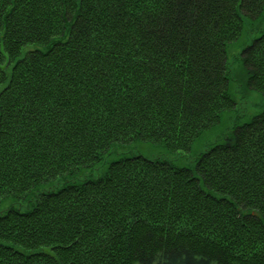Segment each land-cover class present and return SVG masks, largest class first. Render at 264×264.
<instances>
[{
	"label": "trees",
	"instance_id": "trees-1",
	"mask_svg": "<svg viewBox=\"0 0 264 264\" xmlns=\"http://www.w3.org/2000/svg\"><path fill=\"white\" fill-rule=\"evenodd\" d=\"M264 0H0V264H264ZM159 154L144 156L143 147Z\"/></svg>",
	"mask_w": 264,
	"mask_h": 264
},
{
	"label": "rangeland",
	"instance_id": "rangeland-1",
	"mask_svg": "<svg viewBox=\"0 0 264 264\" xmlns=\"http://www.w3.org/2000/svg\"><path fill=\"white\" fill-rule=\"evenodd\" d=\"M245 22L244 37L239 42L229 45L227 48L228 70L231 77V96L235 99L234 110L226 112L220 119V124L206 131L200 139L193 143L190 154L176 156L169 160L179 167L193 166L194 158L197 154L205 152L208 148L218 143H223L227 136L233 133V129L238 125H243L252 120L254 116L264 112V97L252 91L248 86V76L244 65L241 62V52L247 44H251L253 39L260 34L261 21H251L243 15ZM152 158L159 154L157 148L143 147L140 154Z\"/></svg>",
	"mask_w": 264,
	"mask_h": 264
}]
</instances>
